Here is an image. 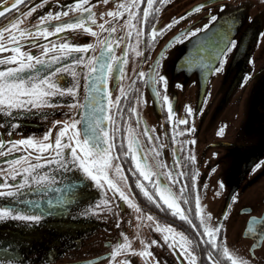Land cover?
I'll list each match as a JSON object with an SVG mask.
<instances>
[{
    "label": "flooded vegetation",
    "instance_id": "obj_1",
    "mask_svg": "<svg viewBox=\"0 0 264 264\" xmlns=\"http://www.w3.org/2000/svg\"><path fill=\"white\" fill-rule=\"evenodd\" d=\"M74 2L75 0H44L41 4L40 0H23L22 5L17 6L21 12L29 6L34 10L29 15L20 16L18 27L27 28L32 34L27 37L17 36L9 42L10 30H6L0 37V43L7 49L0 52V56L12 55L11 47L14 44L36 56L43 51L45 43L49 46L53 43L57 45L48 55L56 54L59 44L65 41L93 45L87 51L60 57L52 66L70 65L76 70L75 77L70 71L56 74L57 82L63 87L75 86V93L58 91L56 96L48 98V104L14 108L10 112L0 111V141L4 142L0 144V171H17L16 181L9 176V182L16 183L23 176L20 166L25 162L39 163L37 156L40 159L52 158L48 154L50 150L41 151L26 144L10 145L9 141L31 137L35 143L51 142V151H54L56 134L64 123L72 119L87 121L90 111H98L94 101L108 98V94L103 91V77L99 69L95 73L96 81L89 80L84 75L85 65H71V61L99 53L101 45L98 40L111 36L119 41L113 49L114 53L120 56L127 50V59L122 78L114 69L108 84L113 100L120 95L121 85L125 89V95L121 96L118 107L116 104L111 108L107 104L103 105L115 121L114 125L102 121L103 125L109 128L110 135L113 127L119 129L113 136L112 161L106 171L111 178L117 179L115 165H121L120 171L126 180L117 179V182L133 203L129 204L118 192L110 189L103 177L101 180L104 187L98 186L96 181L83 172L79 161L64 167L58 163L41 165V169L52 177L50 186L42 192L28 193V197L41 198V207L31 210L40 215V219H9L0 222V259H14L22 264H109L113 260L115 264H125L126 260L128 264H152L156 260L159 264H188V259L179 246L169 247L173 233L162 232L157 227L171 225L175 232L183 233L190 241H194L188 247L196 253L197 264H211L206 255L210 244L205 243L206 234L202 235L203 217L209 227L220 225L217 235L219 243L226 244L238 257L250 258L254 264H260L264 261V238L258 236L261 226L249 231L260 241L246 236L245 231L249 220L253 219L254 224L259 222L258 219L264 212V201L261 202L263 206H260L256 194L258 181L264 180V155L258 156L253 151V140H256L258 134L253 135L249 109L250 98L264 94V18L256 15L264 9V4H258L254 0H164L160 4L159 0H155L159 11L150 14L151 19L145 30L151 32L152 25L163 28L173 20L176 22L162 35L157 33L153 45L146 46L150 37L142 36V42L136 43L135 30L131 36L128 35L129 29L124 23L127 19L126 12L120 17L107 15L110 9H117L121 0H87L84 7L91 5L95 22L85 19L84 24L92 27L94 32H100V37L87 32L84 26L64 29L48 37L35 35L34 29L39 18L48 12L67 11V15L45 21L50 30L58 21L68 22L81 18L83 14L78 9L69 8V5L74 6ZM141 3L145 5L146 0H141ZM251 5H254L253 8ZM192 9L196 10L191 11ZM101 13L104 15L101 16ZM140 14L142 15V9ZM15 15L16 12L12 9L7 13H0V25H4ZM212 16L217 19L212 20ZM180 17L183 19H179ZM113 19L117 21L113 33L100 29L101 21L111 22ZM232 20L235 22L231 23ZM225 21L230 22L226 35L230 41H236V44L233 46L229 42L225 55L217 57L216 51L223 46V41L218 40L214 34L225 30ZM205 24H208L207 28L203 27ZM196 28L201 31L193 36L187 35L188 31ZM31 40H35L38 46L28 42ZM196 56H202L207 63L194 62L193 58ZM157 57L159 63L156 70L167 77V86L163 82H155L154 89L151 84L146 83L147 68ZM220 58L224 59L223 66L217 63ZM213 64L219 71L212 67ZM8 66H15V62L0 65ZM40 67L38 65L36 69H25L23 74L40 72ZM141 69L146 72L143 80L138 78ZM46 74L47 69L40 73L41 78ZM94 83L98 92L93 91ZM156 91L160 95H155ZM164 94L168 95V102L173 106L174 122L167 119ZM89 104H93V107L89 108ZM189 106L194 109V114L186 112ZM132 108H135L134 112L131 111ZM180 118H186V124L179 123ZM257 119L260 127H255L264 129V117L259 116ZM185 126L194 127V131L184 132ZM77 127L83 125L78 124ZM145 129L151 133V140ZM129 130L140 145L138 158L144 157L152 167L151 180L159 178L162 183L171 184L165 172L172 170L174 173H184L179 179L187 186L185 195L191 203L185 202L183 198L177 203L189 216V220H184L168 205H164L163 201H159V194L140 175L131 155L124 154L129 151ZM45 133H49L47 138ZM62 140L68 142V136L62 137ZM192 140L195 142L189 143ZM180 142H184L183 148ZM77 153L83 155L79 149ZM62 156L72 161L71 148L63 149ZM190 156H194L195 160L190 159ZM19 157L24 159L18 160ZM177 157L180 164L174 167ZM157 160L163 161L166 167H159ZM257 164L260 167H256ZM156 173L160 174L159 177ZM76 180L83 183L75 185L72 188L74 196L69 197L67 189ZM137 180L155 199L144 195L137 186ZM171 187L174 192L179 193L180 184H171ZM211 192L215 196L227 198V213L234 209L232 215L228 213L225 216V211H222L217 223L209 221L208 215L205 216L206 210L202 204ZM233 196L237 198L233 200ZM197 199L201 206L199 215L196 214ZM245 199L248 201L243 203ZM10 200L6 196L0 197V206L7 205ZM49 200L59 201L60 206L50 205ZM149 216L152 219H148ZM165 235L169 236L168 241L164 240ZM125 237L137 251H117L113 258L111 252ZM153 239L158 243L152 244ZM175 239L180 243L179 236ZM145 247L152 253L151 256L140 255V250ZM213 255L222 262L231 264L230 260L223 257L222 251L217 253L213 250Z\"/></svg>",
    "mask_w": 264,
    "mask_h": 264
},
{
    "label": "snow or ice",
    "instance_id": "obj_2",
    "mask_svg": "<svg viewBox=\"0 0 264 264\" xmlns=\"http://www.w3.org/2000/svg\"><path fill=\"white\" fill-rule=\"evenodd\" d=\"M23 0H0V13H7L9 9H12L16 12V15L13 16L9 21H7L4 25H0V37H2L6 30L8 31V41L11 42L15 37H27L32 33L27 28L18 27L20 23V16L29 15L34 8L29 6L26 10L21 12V10L17 7L22 5ZM44 0H40V3L43 4ZM87 0H75L74 6L69 5V8L74 7L78 9L83 15L81 18L69 20L68 22L58 21L49 29V26L45 24V21H51L54 18H59L61 15H67L66 10L48 12L44 16L39 18V23L35 27L34 32L36 36H44L48 37L53 35L54 33H60L64 29L68 28H78L84 26L86 31L89 33H93L98 37L101 36L100 32H94L93 28L90 26H86L84 24L85 19L89 21L95 22V14L91 11V5L89 4L87 8L84 7ZM160 4L164 3V0H159ZM199 7V6H198ZM221 7H225L221 5ZM142 9V15L141 13ZM196 9H192L191 11H195ZM159 8L155 5V0H146V4L142 5L141 0H121L118 4L117 9L109 10L107 15L111 17H120L123 13H127V19H125L124 23L128 26V35L131 36L133 30H135L136 43L142 42V36L150 37L149 40L146 41V46L153 45V40L157 36V33L163 34L168 27L171 26L172 23L176 21L173 20L169 24H166L163 28H160L158 25H152L151 32L146 31V27L150 22V14L153 12H158ZM104 13H101L103 16ZM187 15V13L185 14ZM179 19H183L180 17ZM212 20H216V16L211 17ZM135 21L136 23H133ZM116 20L113 19L111 22L101 21L100 29L102 31H106L108 33H113L115 31ZM235 21L232 20L231 23ZM108 24V27L105 25ZM204 28L208 27V24L203 25ZM224 29L221 32L215 33L218 40L223 41V46L219 47L216 51L217 57H223L225 55L226 50L229 47V42L234 46L236 41L229 40L226 35V29L230 27V22L225 21ZM201 29L196 28L187 32L188 36H193L194 33L200 32ZM32 43L34 46H38L35 40L28 41ZM118 40H114L111 36L106 38H100L98 43L101 45V50L99 53L95 55H90L86 57H78L77 59H73L71 61V65H85L84 75L86 79L96 81L95 73L99 69L101 76L103 77V91L108 94V98L104 100H100L98 102L94 101L95 109L98 111H90L88 113L89 119L87 121H78L76 119H72L70 122L64 123V125L59 129V132L56 134L54 151H51L53 145L51 142L49 143H35L31 137L16 141H9L10 145H20L26 144L31 145L34 148H38L41 151L50 150L49 156L51 159H40L39 156L36 159L39 163H27L20 166V173H23L22 178L18 180L16 183L9 182V176L12 177L13 181H16L18 173L15 170H11L8 173H3L0 171V177H2V181H0V197H9L11 198L10 202L7 205L0 206V222H6L9 219L16 220H26V221H37L40 219V215L32 213V209H39L41 207V198L38 196L28 197V193H38L44 191L47 187L50 186L52 177L50 173H45L41 169V165H47L50 163H58L61 167L66 166L69 163L75 164L76 161H79L80 168L83 169V172L90 177L92 180L96 181L97 185L100 187H104V183H102L101 178L103 177V181H106L107 186L110 189L118 192L120 197H122L125 201H128L129 204L133 202L129 199V196L125 194V191L121 187V185L117 182L126 180L124 174L120 171L121 165L116 164V175L117 179H113L109 176L106 169L111 166L112 155L111 150L114 147L113 136L119 131L118 128L113 127L110 130L108 127L104 126L102 121H108L110 124H115L113 116L107 111L106 108L103 107L104 104H107L108 108H111L113 104L119 106V101L121 96L125 95V89L123 85H121L120 95L115 97V100L111 98V92L109 91V77L113 73L115 69L117 72L121 74V78L125 73V63L127 59V50L121 53L120 56H117L113 49L115 45L118 43ZM93 45L89 43H69L67 41L62 42L58 46V51L56 54L48 55L52 49H56L57 45L55 43L49 44L45 43L43 47V51L39 54V56L33 55L32 52H25L18 44H14L11 47L12 55L8 56H0V65L15 62V66L8 67H0V111L10 112L11 109L14 108H26L28 106L38 107L44 104H48L49 97L56 96L58 91L60 93H75L76 87H63L56 80V74L60 72H71L73 77L77 75V72L70 65H60L59 67L53 68L52 66L57 62V60L62 56H70L73 52L87 51L92 48ZM7 51L3 43H0V52ZM203 51V49H200ZM163 55V53H161ZM194 62L199 61L200 63L206 64L202 56H196L193 58ZM159 63V57H157L151 64L148 65L147 68V81L146 83L151 84L155 89V82H163L164 86H167V77L161 73H159L157 69V65ZM217 63L220 66H223L224 59H218ZM40 67V72H33L32 75H24L23 72L25 69H36L37 66ZM198 66V65H196ZM212 67L219 71V68L212 65ZM47 69V74L41 78L40 73ZM146 75L145 70L141 69L138 73V78L143 80ZM182 87V85H181ZM93 91L98 92L99 89L96 88L95 83L93 84ZM155 95H160L158 91L154 93ZM87 99V98H86ZM94 99V98H93ZM168 95H163V103L167 106L168 115L167 119L170 122L173 121V106L168 102ZM89 108L93 107V104L88 105ZM131 111H135V108H132ZM187 113L194 114V109L192 107L186 108ZM81 115H84L81 113ZM179 123L186 124V118H180ZM78 124H82L83 127H77ZM175 131V130H174ZM184 132H192L194 131V127L185 126L183 129ZM222 132V129H221ZM70 133V135H69ZM145 133L148 135L149 140L152 139L151 133L145 129ZM49 133H45V138H47ZM68 136V142L62 140V137ZM129 139L128 149L129 151L124 153L125 155H131L132 161L135 163L137 169H139L140 175L148 180L150 184L153 185L155 189V193L159 194V201H163L164 205H168L174 213L180 215L184 220H189V216L181 209L178 200L183 198L185 202L191 203L187 199L185 195V188L187 187L183 183H181L179 177L183 176L184 173L173 172L169 170L165 172V176L167 180L171 182V184H180L179 193L174 192L171 184L162 183L159 178L156 180H151L150 177L153 175L152 167L148 163V161L144 157L138 158L137 151L140 147L138 140L135 135L131 133L129 130L128 133ZM82 137V138H81ZM74 141V143H72ZM195 141H189V143H194ZM3 141H0V144H3ZM183 143L180 142L181 148H183ZM71 148V156L72 161H69L67 157L62 156L63 149ZM77 149L80 150V153L83 155H79L77 153ZM154 151V149H153ZM175 152V149L173 150ZM157 155H159L157 153ZM18 160H23V157L17 158ZM190 159L195 160L194 156H190ZM15 163V161H14ZM157 164L159 167L164 168L166 165L163 161L157 160ZM180 164L179 157L174 161V167H178ZM256 167H260L259 164ZM157 177H159V173H156ZM83 183L81 180H76L72 182V184L68 187L67 193L68 196H74L72 192V188L75 185H79ZM137 186L141 188L144 192L145 196H148L150 199H155L154 195L150 193L143 184L139 180L136 181ZM237 197L233 196L232 199L235 200ZM157 201V202H159ZM66 202V201H65ZM108 201H105L107 203ZM48 203L50 205L60 206L59 201H51ZM201 210V206L197 199L196 203V214L199 215ZM227 211L224 212L226 216ZM148 219H152L151 216ZM201 224L204 225L202 235L206 234L207 239L205 240L206 244H210V248L208 249L206 255L211 264H226V262H222L218 258L213 255V250H216L217 253L222 251L223 257L227 258L231 261V264H254L253 260L250 258L238 257L233 251H230L229 247L226 244H221L217 240V235L220 230V225H216L215 227H209L204 222V218L201 217ZM160 231H167L173 233L172 242L169 243V247L179 246L180 251L183 252L184 256L188 259V264H197V256L194 251L189 250V245L194 243V241H190L183 233H177L172 228L171 225H166L164 227H160L157 225ZM176 236H179L180 243H177ZM164 240L168 241L169 236L165 235ZM152 244L158 243L155 239L151 241ZM117 251L121 252H133L135 253L137 249L132 248L130 246L129 240L127 237L124 238L122 243H117L111 252V256L114 258L117 255ZM140 255L149 257L152 253L148 250L147 247L140 250ZM0 264H22V262L16 261L14 259H0ZM109 264H115V261H110ZM125 264H128L127 260ZM152 264H159L158 260L152 261Z\"/></svg>",
    "mask_w": 264,
    "mask_h": 264
},
{
    "label": "rangeland",
    "instance_id": "obj_3",
    "mask_svg": "<svg viewBox=\"0 0 264 264\" xmlns=\"http://www.w3.org/2000/svg\"><path fill=\"white\" fill-rule=\"evenodd\" d=\"M254 1L255 2L258 1L259 2L258 4H264L263 0H254ZM251 6L253 8L254 5H251ZM261 11H264V9H262ZM260 12H258L256 15L260 16L261 18H264V13H260ZM249 109H250V115H251V124H252L251 128H252L253 135L258 134V137L256 138V140L255 138L253 140L254 141L253 151H255V153L259 151L261 155H264V129L261 130L260 128H258L260 126H259V121L257 119L259 116L264 117V94L263 95L260 94L258 96H254L250 98ZM255 126H258V127H255ZM256 190H257L256 194H257L258 204H260V206H263L261 202L264 201V180L258 181ZM208 196L209 197L206 198L202 202L203 207L206 210L204 214L205 216L208 215L210 217L209 221L217 223V221L219 222L220 220L219 216L221 212L225 211L226 204L228 203V201L226 197L223 198L224 196H215L212 192ZM248 199H245L243 203H245V201H248ZM233 212H234V209H230L228 211L229 215H232ZM260 264H264V261H262Z\"/></svg>",
    "mask_w": 264,
    "mask_h": 264
},
{
    "label": "water",
    "instance_id": "obj_4",
    "mask_svg": "<svg viewBox=\"0 0 264 264\" xmlns=\"http://www.w3.org/2000/svg\"><path fill=\"white\" fill-rule=\"evenodd\" d=\"M255 152V151H254ZM256 154L258 155V156H260L261 154L259 153V151H257L256 152ZM257 156V157H258ZM256 221V220H255ZM258 221L259 222H255V224H254V220L252 219V220H249V222H248V225H247V229H246V231H245V235L246 236H252V237H254L253 235H251L250 233H249V231L250 230H253L254 228H257V227H260L261 226V233L260 234H258V236L260 235V236H262L263 238H264V212L262 213V216L258 219ZM254 240L255 241H260V240H256V238L254 237Z\"/></svg>",
    "mask_w": 264,
    "mask_h": 264
}]
</instances>
